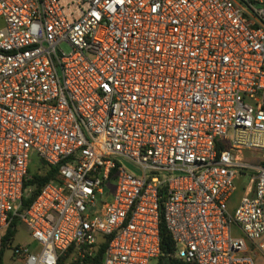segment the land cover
<instances>
[{
	"label": "built area",
	"instance_id": "obj_1",
	"mask_svg": "<svg viewBox=\"0 0 264 264\" xmlns=\"http://www.w3.org/2000/svg\"><path fill=\"white\" fill-rule=\"evenodd\" d=\"M0 20L3 259L158 264L163 223L184 264L264 257V0H0ZM33 154L56 179L25 209ZM15 222L34 246L5 245Z\"/></svg>",
	"mask_w": 264,
	"mask_h": 264
},
{
	"label": "trees",
	"instance_id": "obj_2",
	"mask_svg": "<svg viewBox=\"0 0 264 264\" xmlns=\"http://www.w3.org/2000/svg\"><path fill=\"white\" fill-rule=\"evenodd\" d=\"M43 173L40 174H32L31 170H29L30 173V179L25 184V191L22 198V205L26 209L28 208L32 202L35 200L37 195L40 192V189L43 185L48 183L51 180L56 179V170L55 169H48L47 165L44 161L40 160ZM30 192L29 194H27ZM17 222H15L7 232L5 245L8 241H11L17 233ZM161 237H162V252L163 255L159 259L158 264H184L183 261L177 259L174 257L175 251H176V244L174 241V238L170 231L167 229L166 225L163 223L161 225ZM5 251L1 253L0 256V264H4L3 257H4ZM102 254V252H101ZM101 256H99V259Z\"/></svg>",
	"mask_w": 264,
	"mask_h": 264
},
{
	"label": "rangeland",
	"instance_id": "obj_3",
	"mask_svg": "<svg viewBox=\"0 0 264 264\" xmlns=\"http://www.w3.org/2000/svg\"><path fill=\"white\" fill-rule=\"evenodd\" d=\"M2 27V20H0V28ZM65 50H68L67 46H64ZM243 159L245 162L251 165H257L260 164L262 160V154L258 152H250V151H244L243 153ZM30 170L32 174H40L43 173V169L40 163V159L36 154H33L31 157V164H30ZM249 178H240L236 181V193L233 197L232 204L230 206V210H233V208L237 205L240 198L244 195V189L248 185ZM114 192V190H113ZM28 192L27 194H29ZM14 244L18 245H25L30 244L31 246H34V243L32 242V239L28 235V232L24 226H20L19 231L16 235V239ZM256 264H264V257L260 256L255 259ZM4 264H24L20 261H15L10 259V254H7L3 260Z\"/></svg>",
	"mask_w": 264,
	"mask_h": 264
}]
</instances>
